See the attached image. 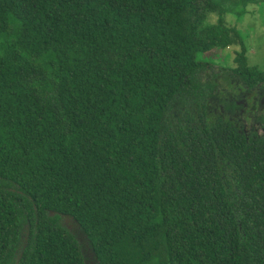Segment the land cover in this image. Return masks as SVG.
<instances>
[{
	"label": "trees",
	"instance_id": "16d2710c",
	"mask_svg": "<svg viewBox=\"0 0 264 264\" xmlns=\"http://www.w3.org/2000/svg\"><path fill=\"white\" fill-rule=\"evenodd\" d=\"M251 3L0 0V264H264Z\"/></svg>",
	"mask_w": 264,
	"mask_h": 264
},
{
	"label": "rangeland",
	"instance_id": "374dc122",
	"mask_svg": "<svg viewBox=\"0 0 264 264\" xmlns=\"http://www.w3.org/2000/svg\"><path fill=\"white\" fill-rule=\"evenodd\" d=\"M218 17L213 16L212 21L217 22ZM226 26L230 29L239 31L245 38L247 47V57L249 66H257L264 71V4H249L246 7L244 19L239 21L232 13L226 14ZM230 38L235 40L234 45L225 46L221 50H214L207 53L208 57H212L217 63L222 64L225 56H229L228 65L236 67L234 61L237 53L242 50L240 39H236L232 33ZM224 65V64H223ZM88 264H92V260H87Z\"/></svg>",
	"mask_w": 264,
	"mask_h": 264
}]
</instances>
